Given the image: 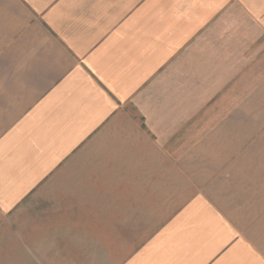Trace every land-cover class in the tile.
<instances>
[{
    "label": "crops",
    "instance_id": "1",
    "mask_svg": "<svg viewBox=\"0 0 264 264\" xmlns=\"http://www.w3.org/2000/svg\"><path fill=\"white\" fill-rule=\"evenodd\" d=\"M0 264H264V0H0Z\"/></svg>",
    "mask_w": 264,
    "mask_h": 264
},
{
    "label": "rangeland",
    "instance_id": "2",
    "mask_svg": "<svg viewBox=\"0 0 264 264\" xmlns=\"http://www.w3.org/2000/svg\"><path fill=\"white\" fill-rule=\"evenodd\" d=\"M3 220L5 221V218H3L2 215H0V223H3V222H1Z\"/></svg>",
    "mask_w": 264,
    "mask_h": 264
}]
</instances>
